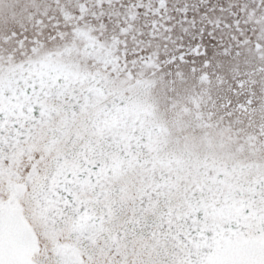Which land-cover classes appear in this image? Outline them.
Here are the masks:
<instances>
[{"label":"snow or ice","instance_id":"1","mask_svg":"<svg viewBox=\"0 0 264 264\" xmlns=\"http://www.w3.org/2000/svg\"><path fill=\"white\" fill-rule=\"evenodd\" d=\"M0 264H264V0H0Z\"/></svg>","mask_w":264,"mask_h":264}]
</instances>
